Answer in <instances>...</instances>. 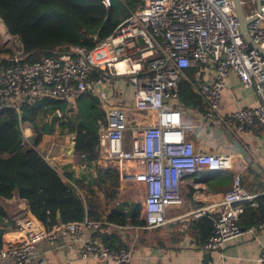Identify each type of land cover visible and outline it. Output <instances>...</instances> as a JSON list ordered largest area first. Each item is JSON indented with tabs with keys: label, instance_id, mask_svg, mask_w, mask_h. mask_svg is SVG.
Instances as JSON below:
<instances>
[{
	"label": "built area",
	"instance_id": "2783aa9c",
	"mask_svg": "<svg viewBox=\"0 0 264 264\" xmlns=\"http://www.w3.org/2000/svg\"><path fill=\"white\" fill-rule=\"evenodd\" d=\"M112 1L100 0L106 9ZM240 1L245 16L252 20L247 26L249 36L264 50V0H260V10L251 15L245 7L256 0ZM1 33L2 43H14L15 47L12 56L1 57L9 65L0 68V109L11 108L20 115L24 103L42 99L72 106L91 89V77L97 76L98 83L127 79L133 87L134 110L153 115L152 121L140 129L139 148L132 150L124 148L129 129L124 109L105 106V125L98 130L99 161L106 167H116L121 183L132 182L141 188L144 226L137 230L160 228L172 221L167 211L183 206L181 183L185 177L233 168L232 155L196 151L186 137L181 114L172 106L186 70L212 69L213 80L198 81L195 87L207 107L208 122L233 123L239 130L255 124L264 128V56L243 40L232 0H136L134 10L92 49L70 47L56 57L32 63L25 60L21 43L3 23ZM229 74L235 75L244 88L254 87L259 104L223 117L219 114L221 91ZM56 114L61 117L58 111ZM254 198L235 174L230 190L213 198L203 197V207L174 220L185 227L195 219L209 218L212 231L202 250L215 251L243 235L245 230L237 223L244 212L242 204L253 205ZM102 225L89 220L66 222L41 233L27 213L15 222L23 240L17 247L1 250L0 262L32 264L40 240L55 244L60 239L70 248L85 232ZM77 251L81 260L133 264L132 247L112 249L87 241ZM257 264H264V243Z\"/></svg>",
	"mask_w": 264,
	"mask_h": 264
},
{
	"label": "crops",
	"instance_id": "0c3cea01",
	"mask_svg": "<svg viewBox=\"0 0 264 264\" xmlns=\"http://www.w3.org/2000/svg\"><path fill=\"white\" fill-rule=\"evenodd\" d=\"M135 1L133 0V7L128 10L129 13L134 10ZM250 6H252L249 10L251 12L247 13L249 15L257 10L256 2ZM262 27L264 28V21ZM8 56H12V53ZM201 68L203 69H188L194 72L193 77L190 79L184 73V79L189 81L194 92L196 85L199 83L198 81L213 80L212 69L210 67ZM91 84V89L80 96L77 101L86 98L89 102L86 105H91L94 100L96 108L103 114L105 106L108 105L124 109L129 127L125 133L124 148L127 150L139 148L141 143L140 129L152 121L153 115L134 110L132 85L125 78H113L107 82L98 83L97 76L91 77ZM196 96L198 97L197 94ZM77 101L74 102L71 108L78 112L80 107ZM200 101L201 103L198 106H185L176 99L172 106L180 112L181 122L186 129V137L193 143L196 151L232 155L233 168L231 171H203L185 177L181 183V193L184 198L183 206L167 211L166 216L172 221L166 226L152 230H137L136 228H141V226H135L130 222L125 226H117L105 220L98 221L103 225L97 230L85 232L70 248L67 247L65 241L60 239L55 244L40 240L36 245V253L32 264H114L96 260H81L77 250L87 241H97L102 246L112 249L132 247L133 264H257L259 249L264 243V128L259 124H255L239 130L233 123L208 122L205 117L207 107L201 99ZM258 104L259 98L254 87L244 88L235 75L229 74L227 76L225 87L221 91L219 112L221 116L224 117L239 109L254 108ZM65 106L63 116V111L57 109L54 113H50L49 119H46L39 128L35 124L37 134L41 135L35 149L61 175L71 176L85 188L89 187V191L93 190L92 193H94L97 189V181L102 175L98 172V169L112 171L118 178L119 172L116 167L108 170L110 167L104 166L99 161V157L95 162H87L83 156L78 157L74 153V134L61 132L58 123H54L55 118L59 117L56 114L57 111L61 115L60 120H66L69 117L67 115L69 105ZM43 113L46 114L47 112ZM102 123V125H105V119ZM22 127L24 128V131L21 130L23 146L31 147L27 139L36 136L34 130L28 123L21 124L20 128ZM226 133H229L245 149L246 158L237 151ZM132 167L135 168V165H132ZM135 169L136 171L140 170L139 167ZM235 174L241 177L244 190L249 195L255 196L253 205L245 202L242 207L244 211L247 207H257L259 211L256 212L257 218L254 219L257 223L246 229L241 237L226 242L220 249L204 252L202 246L210 233L209 222L211 220L207 217L195 219L186 224L185 228L174 219L203 207V197L213 198L230 190ZM134 185L139 186L132 182L121 183L119 180L115 189L116 197L107 206L106 210L123 206L122 210L126 212L129 204L136 202L142 220V201L137 202L127 198L128 190ZM188 185L193 186L194 189H202L198 204H192V201L187 198L189 194ZM76 188H79L78 185H76ZM139 189L141 191V188ZM259 199H263L261 205L257 201ZM2 207L6 215L0 217V234L3 233L0 237V244L2 247H7L12 243L20 244L23 235L16 229L15 222L26 217L28 206L25 201L13 196L11 199L3 201ZM94 210L101 211V208L97 210L94 207ZM84 220L96 222L89 218H84L82 221ZM32 221L34 222L33 219ZM240 221L238 219V226ZM244 222L249 225L250 221L246 219ZM35 227L41 233L49 232L38 228L36 224ZM0 264L7 263L1 261Z\"/></svg>",
	"mask_w": 264,
	"mask_h": 264
},
{
	"label": "trees",
	"instance_id": "16d2710c",
	"mask_svg": "<svg viewBox=\"0 0 264 264\" xmlns=\"http://www.w3.org/2000/svg\"><path fill=\"white\" fill-rule=\"evenodd\" d=\"M130 1V6L118 13V0H113L108 9L100 0H0V22L11 36L19 40L25 60L32 63L56 57L70 47L92 49L112 34L120 19L129 14L128 10L133 7V0ZM3 47L0 41V68L9 65L1 61V56L12 53ZM193 74V70L185 71L189 79ZM177 100L185 106H198L201 103L186 79L179 83ZM65 105L61 101L42 99L24 103L20 115L11 108L0 109V217L6 215L3 201L17 196L26 202L36 226L45 231L84 218L96 222L105 220L117 226H125L128 222L138 227L144 226L138 208L130 218L122 210L123 206L106 210L116 197L115 189L119 181L112 171L98 169L102 175L97 181L96 192L92 193L93 190L89 191V187L85 188L71 176L61 175L35 148L23 146L21 124L28 123L33 128L37 146L41 137L35 125L39 114H52L60 109L63 116ZM67 115L66 120L57 117L54 123H58L61 132L74 134L73 149L78 157L95 162L99 152L98 130L104 126V114L96 108L93 100L91 105L78 108V112L69 106ZM257 201L261 205L263 199ZM94 207L97 210L101 208V211L94 210ZM258 211L257 207H247L239 217V227L246 230L255 225ZM246 219L250 221L249 225L245 224ZM209 223L211 233L212 223ZM18 245L12 243L2 247L0 244V251Z\"/></svg>",
	"mask_w": 264,
	"mask_h": 264
},
{
	"label": "water",
	"instance_id": "95a60500",
	"mask_svg": "<svg viewBox=\"0 0 264 264\" xmlns=\"http://www.w3.org/2000/svg\"><path fill=\"white\" fill-rule=\"evenodd\" d=\"M232 2H233L235 14H236L238 21H239V30H240V34H241L243 40L245 41V43L249 46V48L251 50H255L256 52H258L264 56V50L259 45H257L249 36L247 26L250 24V22L252 20H248L247 17L245 16L244 10H243L242 5H241V1L240 0H232ZM256 7H257V11H259L261 8V1L260 0H256ZM1 39H2L1 41L3 42L2 37H1ZM226 134L228 135V138L233 143V145L237 149V151L244 158H246L247 153L245 152V149L229 133H226ZM27 140L29 141L31 147L35 148L36 136H31ZM187 188L189 191L187 198H189L192 201V204H198L199 203V196L202 193V189L201 188L194 189V187L191 185H188ZM137 206H138V204L136 202H131L129 204V208L125 212V215L127 216V218H130L132 216V214L135 211V209L137 208ZM59 217H60V215H59V213H57V218H59Z\"/></svg>",
	"mask_w": 264,
	"mask_h": 264
},
{
	"label": "rangeland",
	"instance_id": "374dc122",
	"mask_svg": "<svg viewBox=\"0 0 264 264\" xmlns=\"http://www.w3.org/2000/svg\"><path fill=\"white\" fill-rule=\"evenodd\" d=\"M248 1V0H246ZM249 3V2H247ZM131 4V1L130 0H122L120 1V7L118 9V13L120 12H123L124 10H126V8L128 7L127 5L130 6ZM127 6V7H126ZM252 6L248 5L245 7V10H247L246 12L250 13L251 11H249L251 9ZM1 23L0 22V41H1ZM15 47V44L14 43H9L7 45H4V49H8V50H13ZM9 53H6L4 55H2L1 57H4V56H8ZM88 102V100L86 98L82 99V100H78L77 101V104L79 105L80 108L84 107ZM49 116H50V112H47L46 114L45 113H40L39 116H38V119L36 121V124H37V128H39L40 125H42L44 123V121L47 119H49ZM140 187L139 186H132L129 190H128V200H135L137 202H141L142 201V193L139 189ZM141 194V195H140Z\"/></svg>",
	"mask_w": 264,
	"mask_h": 264
}]
</instances>
